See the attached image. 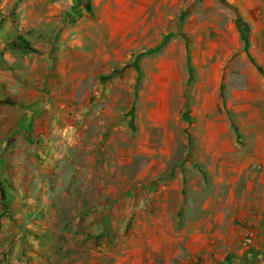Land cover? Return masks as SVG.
<instances>
[{
	"label": "crops",
	"instance_id": "0c3cea01",
	"mask_svg": "<svg viewBox=\"0 0 264 264\" xmlns=\"http://www.w3.org/2000/svg\"><path fill=\"white\" fill-rule=\"evenodd\" d=\"M31 1L6 0L0 6L12 12L7 20L16 28L11 32L27 31L43 20L56 21L60 13L79 4L78 0H56L45 4L39 14ZM228 2L240 17L238 26L223 12L212 18L215 23L209 21L193 32L195 41L187 37L188 24L185 35L169 37L161 53L175 66L172 85L162 99H149L145 109L141 105L137 120L139 130L144 132L147 126L154 133L152 165L157 170L203 172L195 177L186 174V181L187 186H209L202 201L206 214H153L150 224L140 220L129 229L115 228L111 243L105 244V264H264V0ZM200 6L208 12L223 11L216 4ZM207 15L211 14L196 17L205 20ZM141 17L132 27L129 21L125 22L129 25L115 26L111 20H86L80 29L74 28L72 40H67L68 35L35 39L39 42L35 55L40 59H50L51 50L58 52L65 43L72 46L68 73L73 76L74 98L95 95L89 106L80 101L75 137L87 138L88 129L91 139L96 134L97 153L105 155L116 145L124 155L128 119L114 121L108 111L100 110L102 103L105 107L109 99L114 101V76L130 72L123 64L132 53L162 43L161 13ZM27 54L23 82L15 77L22 70L16 66L17 58L4 55L12 71L0 64L1 82H10L13 88L32 87L31 77L40 66ZM83 109L90 111L89 123ZM248 228L254 232L251 248L244 245Z\"/></svg>",
	"mask_w": 264,
	"mask_h": 264
},
{
	"label": "rangeland",
	"instance_id": "374dc122",
	"mask_svg": "<svg viewBox=\"0 0 264 264\" xmlns=\"http://www.w3.org/2000/svg\"><path fill=\"white\" fill-rule=\"evenodd\" d=\"M5 1L0 0V6ZM228 1L78 0L75 9L60 13L56 21L43 20L21 32H11L16 28L7 20L12 12L8 8L0 10L2 69L12 71L5 54L17 58L16 66L22 70L15 77L22 82L27 53L34 65L42 66L34 70L31 88H13L10 82L0 81V264H105V244L111 243L115 228L129 229L140 220L150 224L153 214H206L202 201L209 186H187L186 181L187 175L195 177L203 172L197 169L192 175L173 167L157 170L152 165L154 133L147 126L144 132L139 130L137 120L140 106L148 108L149 99L165 97L166 87L175 76V66L161 53L169 37L185 35L188 24L187 37L195 41L193 32L209 21L215 23L212 18L223 12L238 26L240 17ZM56 2L32 0L31 4L40 14L45 4ZM204 3L216 4L223 11L208 12L199 7ZM156 12L161 13L163 21L162 43L156 40L153 48L132 53L123 64L130 72L114 76V101L109 99L105 107V103L100 107L114 121L128 119L124 155L116 145L105 155L97 153L96 134L91 139L88 129L87 138L75 137L80 101L89 106L95 95L91 98L88 93L85 100L74 98L73 76L68 73L72 46L65 43L58 52L49 51L50 59H40L35 55L39 53L35 39L68 35L67 40H72L74 28L80 29L86 20H111L115 26L132 27L143 13L152 17ZM198 13L211 15L202 20L196 17ZM94 106L96 121L98 107ZM85 109L89 123L90 111ZM148 116L147 112L146 121Z\"/></svg>",
	"mask_w": 264,
	"mask_h": 264
},
{
	"label": "built area",
	"instance_id": "2783aa9c",
	"mask_svg": "<svg viewBox=\"0 0 264 264\" xmlns=\"http://www.w3.org/2000/svg\"><path fill=\"white\" fill-rule=\"evenodd\" d=\"M254 244V232L252 228H248L244 234V245L251 248Z\"/></svg>",
	"mask_w": 264,
	"mask_h": 264
}]
</instances>
